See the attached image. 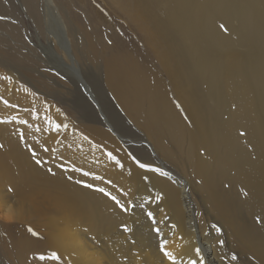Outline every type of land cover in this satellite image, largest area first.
<instances>
[{"label": "bare ground", "instance_id": "obj_1", "mask_svg": "<svg viewBox=\"0 0 264 264\" xmlns=\"http://www.w3.org/2000/svg\"><path fill=\"white\" fill-rule=\"evenodd\" d=\"M7 1L0 14L17 20ZM22 3L75 72L72 88L40 86L70 103L81 88L90 109L69 123L54 104L24 97L31 110L18 111L3 100H19L16 86H0V208L22 207L0 223L4 263L173 264L164 243L175 264H264V0ZM0 27L23 37L17 24ZM7 43L8 60L35 66Z\"/></svg>", "mask_w": 264, "mask_h": 264}, {"label": "rangeland", "instance_id": "obj_2", "mask_svg": "<svg viewBox=\"0 0 264 264\" xmlns=\"http://www.w3.org/2000/svg\"><path fill=\"white\" fill-rule=\"evenodd\" d=\"M4 1H7V0H4ZM7 2H10L11 4H13V6L17 9L19 13V17L17 20H13L11 17L0 14V23L9 22V23L17 24L18 26L21 27L23 31V37L20 41L17 40L19 41L17 42L16 39L9 37V35L5 33V31L2 30V28L0 27V40L5 41L6 43L8 42L7 43L8 46L12 47V49H15L17 47L20 48L27 55L32 56L36 64L35 66H31V68L30 67L22 68L21 65H19L17 62L8 60L7 56L3 52H0V86L1 87L4 86V89H5L6 83L8 82L11 83L12 81V85L14 84L16 87L14 91H12L14 95L11 94L12 96L11 98H13V96L15 97L17 96L16 98L14 97V99H19V100H16V103L15 102L13 103L7 100L9 99V97L7 98V96L4 97L3 100H5L6 103L10 102L11 103L10 105L12 107L14 106L13 108L17 109L18 111H24L26 113H28V111L30 112L31 108L29 109L28 107H25L24 103H22L23 101H20L24 97L26 98L31 97L30 99L33 101L39 100V103L41 101H46L47 103L54 104L57 109V112L63 114V117L65 118L66 121H69V123H73L72 118L76 119L77 121V119L79 118V113H81L83 109L84 110L90 109L87 102L85 101L86 94L83 89L80 88V90L76 91L71 96L73 102L70 103V102H65L62 99L61 100L58 99L57 101L53 100L52 98L47 96L48 94H50L51 96V93L53 91H48L42 86H40L41 82H43L44 84L50 85L51 88L53 87L52 88L53 90L57 91L59 87L54 85L53 82H55L62 86L72 88L71 79L75 75V72H73V75L71 76L70 71L67 70V67L63 65L59 57H56L55 54L52 53L49 46L45 45L46 43L45 35L47 34V28H48L47 25L45 26V31L43 30L44 27H42L40 30H37L29 14H27V11L23 7L22 0H8ZM63 8L69 14L72 24L78 27L77 22L75 21L69 8L65 4L63 5ZM96 10L97 9L91 8V10L88 11V13L90 14V16H93L94 15L93 13ZM85 11H86V6L83 3L82 12L85 13ZM104 13H105V10H104ZM60 15L63 17L62 14ZM101 18H103V15H101ZM104 20L106 21V26L110 30H114L117 33H121L116 27L117 26V24H115L116 22L106 17L105 14H104ZM53 26L54 27L53 29H51V32L54 33L55 36L60 37L61 29H60V25H58L57 23V20L53 23ZM42 33L45 35H43ZM39 40H41V42L44 45ZM57 41H58V47L61 49V47H63V43L61 42L59 38H57ZM19 44H21L20 47H19ZM22 90L24 92H22ZM25 92H28V93H25ZM5 93L7 94L6 91L4 92V94ZM10 120L14 121V119L12 118ZM85 121L86 120H84V122ZM8 122L9 120L6 123ZM129 136L130 137L126 138L125 141L130 142L131 144H135L136 142H132L134 139H136L134 138V135L130 134ZM32 206L37 207L38 205L34 204ZM0 223H4V222L0 221ZM33 224L36 225V222H33ZM36 228L38 232H42V233L46 232L44 230H39V227H36ZM37 259L39 261V258ZM0 264H5L1 258H0Z\"/></svg>", "mask_w": 264, "mask_h": 264}, {"label": "snow or ice", "instance_id": "obj_3", "mask_svg": "<svg viewBox=\"0 0 264 264\" xmlns=\"http://www.w3.org/2000/svg\"><path fill=\"white\" fill-rule=\"evenodd\" d=\"M221 27H223V25H222ZM59 129H60V125H56V126H55V130H56V131H59ZM241 135H245V133H241ZM45 151H48V149H45ZM35 156H36V153L33 152V157L35 158ZM109 158H110V159H113L111 153H109ZM133 159H134V161L138 164V166H139L140 168H142V169H147L148 166H147L146 164H143V163H140L139 161H136L134 157H133ZM35 162H36V164H37L38 166H43V165H42V162H41L40 160L37 159ZM117 163H119V161H117ZM47 171H48V173H49L50 175H55V173L53 172V170H52L51 168L47 169ZM153 171H155V170H153ZM84 175L87 176V175H89V173H84ZM94 179H100V178H99V177H94ZM109 183H110V181H109ZM84 186H85V187H89V188L92 187L91 184H87V185H84ZM95 190H96V191H99V192H101L102 194H104L105 196H109L111 199H113V200L115 201V203L117 204V206L120 208L121 211H124V212L127 211V207H126L124 204H121L120 201L116 200L115 197H111V196H110V193L106 192L104 188H97V189H95ZM149 217H151V213H149ZM257 222H260L259 219H258ZM28 231H29V233H30L31 235H33V236H36V235H37V233H36L33 229H31V228H29ZM125 231H127L126 228H125ZM156 231H157V234H159V229H156ZM160 250L164 252V255H165L166 257H168L169 259H172V260H173V264H175V260L172 258L171 253L168 252V251H165V244H164V243H161V245H160ZM198 251H199V250H197V254H198ZM41 259H43V257H41ZM53 259H59V257L56 256V254L54 253V254H53ZM233 259H235V257H233ZM192 264H196V261H192Z\"/></svg>", "mask_w": 264, "mask_h": 264}, {"label": "clouds", "instance_id": "obj_4", "mask_svg": "<svg viewBox=\"0 0 264 264\" xmlns=\"http://www.w3.org/2000/svg\"><path fill=\"white\" fill-rule=\"evenodd\" d=\"M22 213V207H18L15 203H9L0 208V221L4 223L15 222Z\"/></svg>", "mask_w": 264, "mask_h": 264}]
</instances>
